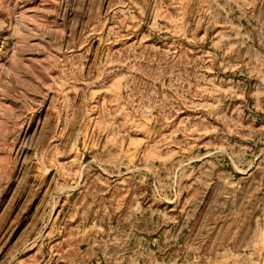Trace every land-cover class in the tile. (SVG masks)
Returning <instances> with one entry per match:
<instances>
[{
	"label": "rangeland",
	"instance_id": "rangeland-1",
	"mask_svg": "<svg viewBox=\"0 0 264 264\" xmlns=\"http://www.w3.org/2000/svg\"><path fill=\"white\" fill-rule=\"evenodd\" d=\"M0 264H264V0H0Z\"/></svg>",
	"mask_w": 264,
	"mask_h": 264
}]
</instances>
